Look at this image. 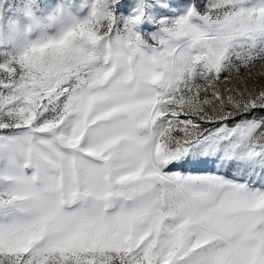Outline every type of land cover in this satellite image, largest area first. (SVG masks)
Returning a JSON list of instances; mask_svg holds the SVG:
<instances>
[{
    "label": "snow or ice",
    "instance_id": "obj_1",
    "mask_svg": "<svg viewBox=\"0 0 264 264\" xmlns=\"http://www.w3.org/2000/svg\"><path fill=\"white\" fill-rule=\"evenodd\" d=\"M125 7L0 0V264H264V0Z\"/></svg>",
    "mask_w": 264,
    "mask_h": 264
},
{
    "label": "rangeland",
    "instance_id": "obj_2",
    "mask_svg": "<svg viewBox=\"0 0 264 264\" xmlns=\"http://www.w3.org/2000/svg\"><path fill=\"white\" fill-rule=\"evenodd\" d=\"M44 2L52 3L53 6L58 2V0H44ZM77 2H82V0H77ZM137 0H124L126 7L122 9V15L126 14L127 6H135ZM189 0H145V3L148 5L147 12L154 16H159L163 14H167L169 18H173L174 16L183 14L187 3ZM199 2V0H197ZM159 9V12L156 11ZM131 11V8L128 9ZM156 27L148 22L141 25L142 33H148L155 31ZM212 166L208 164H200V165H184V170H192V171H202L210 169Z\"/></svg>",
    "mask_w": 264,
    "mask_h": 264
}]
</instances>
